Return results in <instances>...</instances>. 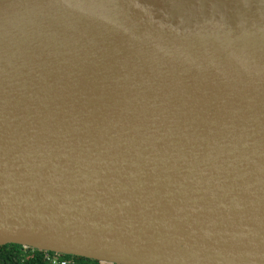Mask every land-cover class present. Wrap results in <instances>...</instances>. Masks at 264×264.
<instances>
[{"label": "water", "instance_id": "obj_1", "mask_svg": "<svg viewBox=\"0 0 264 264\" xmlns=\"http://www.w3.org/2000/svg\"><path fill=\"white\" fill-rule=\"evenodd\" d=\"M8 243L264 264V0H0Z\"/></svg>", "mask_w": 264, "mask_h": 264}, {"label": "trees", "instance_id": "obj_2", "mask_svg": "<svg viewBox=\"0 0 264 264\" xmlns=\"http://www.w3.org/2000/svg\"><path fill=\"white\" fill-rule=\"evenodd\" d=\"M54 256L66 259L72 264H109L87 257L57 254L15 243L0 245V264H53L50 257Z\"/></svg>", "mask_w": 264, "mask_h": 264}, {"label": "built area", "instance_id": "obj_3", "mask_svg": "<svg viewBox=\"0 0 264 264\" xmlns=\"http://www.w3.org/2000/svg\"><path fill=\"white\" fill-rule=\"evenodd\" d=\"M50 259L53 264H72V263H69L66 259H60L56 256L50 257Z\"/></svg>", "mask_w": 264, "mask_h": 264}]
</instances>
